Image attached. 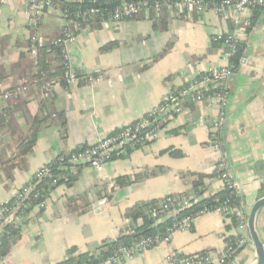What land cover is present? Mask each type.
<instances>
[{"label": "crops", "instance_id": "crops-1", "mask_svg": "<svg viewBox=\"0 0 264 264\" xmlns=\"http://www.w3.org/2000/svg\"><path fill=\"white\" fill-rule=\"evenodd\" d=\"M245 16L251 18V13L241 17ZM63 27L55 6L32 24L25 14V0L0 3V95H8L7 100L0 99V206L58 156L92 146L143 118L169 92L205 71L225 66L221 49L211 45V38L230 34L244 44V51L229 82L223 109V149L217 152L208 145L210 120L217 108L204 103L184 107L152 143L113 158L101 173L89 165L69 169L72 181L58 184L43 206L28 214L19 226V241L8 255L0 257V264H57L70 248L94 253L104 241L127 234V208L193 194L194 175L211 176L221 154L248 214L252 204L264 196V8L249 32L235 26L233 18L223 20L211 10L185 15L163 9L159 16L142 12L131 19L101 20L94 27L77 29L76 41L69 45L72 68L86 78L97 77L96 83L58 86L50 97L33 84L24 90L23 85L30 81L23 76L33 57L30 38L55 39ZM108 44L113 47L101 50ZM42 99L47 106L41 112ZM57 113L65 118V135ZM34 118L38 121L33 124ZM172 130L178 132L172 134ZM31 131L36 136L32 151L15 158L16 148ZM167 149L181 152L182 157H171L164 152ZM136 176L141 178L135 181ZM121 177L134 182L118 186L115 181ZM204 188V193L214 195L222 190L223 182L210 177L204 180ZM102 199L106 202L99 206ZM255 227L264 241V207ZM246 235L249 238L248 230ZM237 236L232 222L210 213L197 218L191 230L174 233L169 243L120 264H170L180 262L177 256L201 253L211 254L212 264H217V256ZM232 255L225 264H255L251 243L235 248Z\"/></svg>", "mask_w": 264, "mask_h": 264}, {"label": "built area", "instance_id": "built-area-1", "mask_svg": "<svg viewBox=\"0 0 264 264\" xmlns=\"http://www.w3.org/2000/svg\"><path fill=\"white\" fill-rule=\"evenodd\" d=\"M4 0H0V3ZM51 0H25V14L32 24H35L43 14V12L49 8H52ZM257 8H264V0H220L219 2L209 3L202 0H161L154 1L151 7H146L140 2H121L116 5L111 12L108 13L107 20L120 21L123 19L136 18L142 12L152 11L153 14L159 16L163 9L170 10L176 13H182L185 15H191L193 13H201L205 10H211L215 15L219 16L223 20L233 18L235 26H242L247 29L250 26V16L242 18L243 13H252ZM105 12L104 9L98 7H92L85 12L83 16H89L90 18L99 17ZM67 12L59 10V15L64 21V27L59 37L51 41L52 45H59L62 47L61 53L64 60V72L63 79L67 86L78 85L79 79L75 76V72L72 68L69 55V45L76 41V33L73 28H77V23L73 22L67 17ZM79 14V13H78ZM215 40L222 41L221 60L225 62V66L215 67L209 71H205L204 75L199 80H191L188 82L187 88H184L179 95H185L189 93H195L193 99L194 103H204L207 107L215 106L217 108V115L210 120V136L208 145L210 148L217 152H221L220 135L224 120V106L227 102L229 82L233 75L232 67L229 66V60L234 56L236 51L237 40L230 34H219L215 37ZM30 44L42 45L44 41L39 40L37 36L30 38ZM224 48H227L225 51ZM98 80L97 77L91 76L86 79V84L92 85ZM214 84L220 88L219 92L210 93L208 91V85ZM60 86L57 80L47 81L43 86V94L46 97H50L54 89ZM205 93L208 95L206 96ZM0 99L7 100L8 95H0ZM183 110L181 102L178 100V95L173 94V91L169 92L160 102V104L153 110H151L146 118H141L133 123L127 124L118 130L108 134L105 137L100 138L90 147L79 148L76 151L67 155L58 156L50 163L39 168L34 176L33 180L40 182L44 178H50L51 184L57 183V178L52 177L50 168L58 163L60 168L64 164L70 168H74L80 165H89L97 173H101L104 166L110 162L114 157L121 156L125 153L128 146L146 140H153L158 134V125L152 126V122L163 119H171L173 115H178ZM166 117V118H165ZM162 119V120H163ZM147 129V132L141 136V131ZM214 166V172L219 173L218 177L223 182V188L230 190V195H238L236 186L231 180L227 172L226 162L224 156L221 154ZM35 184L28 181L24 184L11 199L10 205L0 206V236L4 232V228L7 224L16 223L19 217L16 216L18 212L25 209V200L30 192L33 191ZM208 197L206 193L203 197ZM210 197V196H209ZM199 199L189 196L182 200H178L173 196H168L160 200L159 209L164 212L166 217L173 216L172 222L164 229L163 232L140 238L128 246H121L116 251L112 252L109 256L100 259L96 262H86L85 264H120L138 254H141L149 249L155 248L160 244H167L170 242L172 236L176 232H184L191 230L194 221L197 218L205 216L210 213H217L221 217L228 219L232 222L238 231V236L235 241V247L227 246L224 252L217 256V264H225L228 261L235 248L246 246L251 243L246 235L247 232V214L243 207L237 205L231 199L220 201L219 199H213L211 204L201 207L192 214L177 219L175 216L188 208H191L197 203ZM105 200L102 199L98 202L99 206L105 204ZM43 203L39 204L42 207ZM155 209L152 210L151 216L156 219ZM158 219H156V223ZM127 234H132L129 230ZM1 259V258H0ZM180 262L173 260L170 264H212L213 258L211 254H201L192 257H188Z\"/></svg>", "mask_w": 264, "mask_h": 264}, {"label": "trees", "instance_id": "trees-1", "mask_svg": "<svg viewBox=\"0 0 264 264\" xmlns=\"http://www.w3.org/2000/svg\"><path fill=\"white\" fill-rule=\"evenodd\" d=\"M52 5L58 8L61 11L67 12V17L72 20L73 22L77 23V28L74 29V32L79 30V28L82 27H90V26H96L100 23L101 20H107L108 13L112 11V9L118 5L121 2H140L143 3L146 7H151L153 5L154 1H161V0H51ZM203 2H219L220 0H202ZM92 7H98L101 9H104L105 12L103 15L99 17L90 18L89 16H83V12L86 10L92 8ZM260 8H257L252 11L251 18H250V26L246 29L247 32H249L252 27L255 25L256 18L258 16ZM152 13V11H149ZM148 12V13H149ZM79 13V14H78ZM158 26V25H157ZM155 26V28H157ZM78 29V30H77ZM228 35V34H226ZM225 35V36H226ZM216 37V36H215ZM215 37L211 38V45L214 47H221L222 41L215 40ZM53 39H46L44 44L42 45H32L30 44V52L32 53L33 57L28 61V71L23 76V78L29 79V84H24L23 88L24 90L27 87H30L31 84H33L41 94L43 93V86L47 81L50 80H57L60 83V86L62 87H70L67 86L64 79H63V72H64V60L62 57L61 49L62 47L59 45H52L51 41ZM30 43V42H29ZM113 47V44H108L104 46L101 50H108ZM226 51L227 48H224ZM166 49L163 50L161 53L157 54L154 57V60H157L162 56L163 53H165ZM244 51V44L236 42V51L234 56L229 60V66L232 67L233 72L236 70L239 60L243 54ZM74 70V69H73ZM75 76L77 79H79L78 84L86 81V77L83 75H80L75 70ZM205 73L199 74L195 79L199 80L201 76H203ZM93 76V75H92ZM194 79V80H195ZM188 84L182 86L181 88H177L173 90V94L178 95V100L181 102L182 107H189L191 104L194 103L193 99L195 97V93H189L185 95H179V93L184 89L187 88ZM22 88V89H23ZM220 88L218 86H215L214 84L208 85V91L209 94L213 92H219ZM14 93L18 92L15 90ZM207 96L208 94L205 93ZM18 97V96H17ZM229 97V90H228V96ZM45 99H42L40 101V111L42 112L44 108H46V104H44ZM52 115V113H51ZM176 115H173L175 117ZM57 117L60 119V130L61 134H66V122L65 118L62 113H57ZM143 118H146L147 115H145ZM166 118V117H165ZM159 119L156 122L151 123L152 126L158 125V133L166 127V125L169 123V119ZM38 120L37 118L33 119V124L36 123ZM147 132V129H143L141 131V136ZM178 130H172L170 133L176 134ZM36 136L31 131L29 137L22 141L18 147L17 150V156L15 158H21L24 154H28L32 151L34 142H35ZM153 140H146L141 141L133 144L132 146H128L125 150V153L121 156L114 157L119 158L125 156L128 152L134 149L141 148L142 146H146L150 143H152ZM221 142V149L222 148V140L220 138ZM165 153H168L171 157L178 158L182 157L181 152L176 151L174 149H167L164 151ZM63 167H67L65 169L60 168L58 166V163L53 165L50 170L52 177L57 178V183L52 185L50 178H44L40 182H37L31 179V182L35 184L34 189L30 194L27 196V199L25 200V209H22L20 212L16 214L17 217H19L18 222L16 223H10L7 224L4 228L3 234L0 236V257L3 258L6 255H8L11 247L17 243L21 237V230L19 226L25 222L26 217L28 214L34 209L39 208V204L43 203L48 196L49 192L54 189L58 184L61 182H71L72 177L70 176V167L66 166V164L63 165ZM219 173L214 172L211 176L208 175H194L196 178L195 181H193L192 189L194 190L193 194H181L173 196L177 198L178 200H182L184 198H188L189 196L196 197L199 200L196 204H194L191 208L185 209L181 212H179L175 217L177 219L185 217L189 214H192L196 210L200 209L203 206L211 204L213 199H219L220 201L231 199L234 201L237 205L243 207L242 200L238 195H230V190L227 188H222L221 191L214 195H209L208 197H203L205 194L204 190V180L210 177H218ZM141 177H135L134 180L137 181ZM74 179V178H73ZM134 180H130L129 177H121L116 179V184L118 186L122 185H128L134 182ZM12 201H9L6 205H10ZM160 200H152L150 202H139L134 204L133 206L127 208L124 213V217L130 222L129 230L132 232V234H122L114 241H104L99 248L94 252H85V253H77L76 248H70L66 253V258L62 260L61 262H58L57 264H85L86 262H96L100 259H103L112 252L116 251L121 246H128L132 244L133 242L139 240L140 238L152 236L157 233H161L164 231V229L172 222L173 216L164 217L165 213L161 212L159 209ZM155 209L157 212L156 219H160L158 223H156V219L151 216L152 210ZM164 217V218H163ZM229 246L234 248L235 241L231 240L229 242ZM205 254V253H201ZM199 254V255H201ZM233 256V255H232ZM231 256V257H232ZM177 260L185 259V257H176ZM188 258V257H187Z\"/></svg>", "mask_w": 264, "mask_h": 264}, {"label": "water", "instance_id": "water-1", "mask_svg": "<svg viewBox=\"0 0 264 264\" xmlns=\"http://www.w3.org/2000/svg\"><path fill=\"white\" fill-rule=\"evenodd\" d=\"M263 207L264 196L252 204L247 214V230L250 242L255 251V264H264V241L255 227V219Z\"/></svg>", "mask_w": 264, "mask_h": 264}]
</instances>
